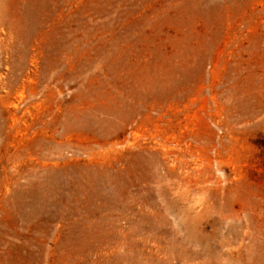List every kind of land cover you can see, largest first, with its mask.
Instances as JSON below:
<instances>
[{"label": "rangeland", "instance_id": "obj_1", "mask_svg": "<svg viewBox=\"0 0 264 264\" xmlns=\"http://www.w3.org/2000/svg\"><path fill=\"white\" fill-rule=\"evenodd\" d=\"M0 264H264V0H0Z\"/></svg>", "mask_w": 264, "mask_h": 264}]
</instances>
